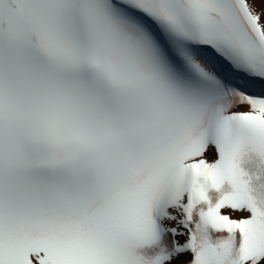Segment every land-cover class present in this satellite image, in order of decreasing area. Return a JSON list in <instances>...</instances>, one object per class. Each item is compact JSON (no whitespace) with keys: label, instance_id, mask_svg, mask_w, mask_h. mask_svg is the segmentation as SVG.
<instances>
[{"label":"snow or ice","instance_id":"6c2138e0","mask_svg":"<svg viewBox=\"0 0 264 264\" xmlns=\"http://www.w3.org/2000/svg\"><path fill=\"white\" fill-rule=\"evenodd\" d=\"M0 264H264V0H0Z\"/></svg>","mask_w":264,"mask_h":264}]
</instances>
